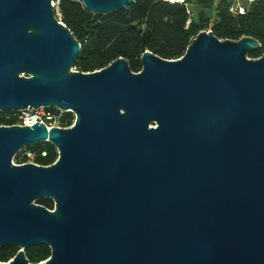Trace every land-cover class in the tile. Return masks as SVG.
Returning a JSON list of instances; mask_svg holds the SVG:
<instances>
[{
  "label": "water",
  "instance_id": "1",
  "mask_svg": "<svg viewBox=\"0 0 264 264\" xmlns=\"http://www.w3.org/2000/svg\"><path fill=\"white\" fill-rule=\"evenodd\" d=\"M79 1L94 15L135 2ZM260 49L203 31L180 59L145 52L140 73L124 58L81 73L54 0H0V114L75 115L0 125V248L20 249L6 264H30L36 246L51 249L40 264H264ZM44 142L56 163H14Z\"/></svg>",
  "mask_w": 264,
  "mask_h": 264
},
{
  "label": "trees",
  "instance_id": "2",
  "mask_svg": "<svg viewBox=\"0 0 264 264\" xmlns=\"http://www.w3.org/2000/svg\"><path fill=\"white\" fill-rule=\"evenodd\" d=\"M58 1V0H54ZM58 11L62 22L81 44V53L75 71L94 73L124 58L134 73L142 70L141 58L145 52L166 59L182 58L192 41L203 31H212L220 40L240 41L251 37L259 41L261 49L250 53L258 59L264 56V1L253 4L245 14L234 15L230 9L233 0H187L201 8L188 25L189 15L185 5L171 4L163 0H135L127 10L101 15L91 14L79 0H59ZM214 9L215 19L210 21L207 11ZM60 116V126L70 128L75 115L52 108ZM20 112L0 114V125L18 124ZM24 151L33 153L34 163L50 166L58 159L57 148L49 142L40 143ZM23 151V152H24ZM18 159V155L14 158ZM27 157L18 165L27 163ZM37 204L54 210L51 199H42ZM20 251L16 246L0 248V263H8ZM30 264L46 262L51 257L47 246H36L25 251Z\"/></svg>",
  "mask_w": 264,
  "mask_h": 264
},
{
  "label": "built area",
  "instance_id": "3",
  "mask_svg": "<svg viewBox=\"0 0 264 264\" xmlns=\"http://www.w3.org/2000/svg\"><path fill=\"white\" fill-rule=\"evenodd\" d=\"M171 4H181L185 5L187 13L189 15L188 25L194 18V12L192 5L187 2V0H163ZM264 0H233L231 6V13L234 15L245 14L246 11L255 3L263 2ZM52 108H41L39 110L27 109L19 111L18 124L13 126H33L36 123L45 124L48 130L53 128H62L60 126V116L51 111ZM62 112V111H61ZM27 163H34V155L31 152L26 153ZM25 163V164H27Z\"/></svg>",
  "mask_w": 264,
  "mask_h": 264
},
{
  "label": "rangeland",
  "instance_id": "4",
  "mask_svg": "<svg viewBox=\"0 0 264 264\" xmlns=\"http://www.w3.org/2000/svg\"><path fill=\"white\" fill-rule=\"evenodd\" d=\"M59 1V0H58ZM58 1H54V5H55V8H56V13H57V18L59 19V20H61L62 21V19H61V16H60V14H59V11H58ZM193 10H194V12H195V14L198 16V14H199V12L201 11V8L200 7H198V6H196V4L195 5H193ZM215 15H216V12H215V10L214 9H212V10H208L207 11V17H208V19H210V21H213L214 19H215ZM24 151V150H23ZM21 151L19 154H18V159H14V163L15 164H17L18 165V161L19 160H22L25 156H26V153L28 152V151Z\"/></svg>",
  "mask_w": 264,
  "mask_h": 264
},
{
  "label": "flooded vegetation",
  "instance_id": "5",
  "mask_svg": "<svg viewBox=\"0 0 264 264\" xmlns=\"http://www.w3.org/2000/svg\"><path fill=\"white\" fill-rule=\"evenodd\" d=\"M15 257H16V256H15ZM15 257H14V258H15ZM14 258H13V259H14ZM13 259H12V260H13ZM10 261H11V260H10ZM8 263H9V262H8Z\"/></svg>",
  "mask_w": 264,
  "mask_h": 264
}]
</instances>
